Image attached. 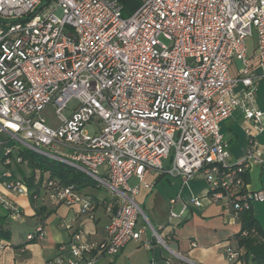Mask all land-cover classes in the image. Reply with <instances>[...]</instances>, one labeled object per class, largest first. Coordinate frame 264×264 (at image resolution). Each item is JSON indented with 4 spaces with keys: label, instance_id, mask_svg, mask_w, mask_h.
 Here are the masks:
<instances>
[{
    "label": "built area",
    "instance_id": "1",
    "mask_svg": "<svg viewBox=\"0 0 264 264\" xmlns=\"http://www.w3.org/2000/svg\"><path fill=\"white\" fill-rule=\"evenodd\" d=\"M254 33L259 73L251 69L246 44ZM233 58L242 65L235 75L229 72ZM260 79L264 0H143L128 17L117 0H0L3 164L20 163L19 151L29 150L82 172L110 193L104 201L109 216L104 240L87 243L81 232H73L60 245L83 264H96L140 240L136 221L147 220L136 196L148 169L183 182L201 173L208 199L227 201L235 218L252 202L264 201V192L247 190L240 177L251 165L264 164V151L250 141L243 158L231 161L220 131L235 107L247 120L261 122L264 111L254 101ZM47 105L56 113L55 126L40 115ZM90 122L97 126L91 136L85 131ZM131 178L137 184L131 185ZM5 192L29 193L8 168L0 174V207L22 219ZM41 197L79 202L93 217L91 199L72 185L47 181ZM175 201H169L172 225L190 206L201 205L199 197H190L177 213ZM148 227L167 247L158 230ZM26 237L42 241V226ZM142 245L148 248L150 242ZM4 246L0 240V249ZM226 256L232 261L239 252L228 249ZM73 263L58 257L48 264Z\"/></svg>",
    "mask_w": 264,
    "mask_h": 264
},
{
    "label": "crops",
    "instance_id": "2",
    "mask_svg": "<svg viewBox=\"0 0 264 264\" xmlns=\"http://www.w3.org/2000/svg\"><path fill=\"white\" fill-rule=\"evenodd\" d=\"M250 62L251 69L259 73L258 61L253 53ZM230 68V74L235 75L238 68L233 74ZM241 88L242 84L239 83L234 91L238 92ZM260 104L255 101L256 108L264 111V100ZM262 127L264 118L261 122L247 120L240 107L233 109L231 115L220 124L231 161L243 158L250 141H254L264 151V130H259ZM258 137H262V140L259 141ZM132 179L135 180L133 185L137 184V180ZM138 187L136 201L147 222L158 230L167 247L153 239L149 227L143 222L138 223L137 219L135 226L142 229L140 240L127 242L117 254L102 256L96 264H244L241 251L233 238L240 229L239 220L234 217L232 206L227 201L211 202L208 199L207 186L201 174L194 173L183 182L180 177L148 169L144 172L143 183L138 184ZM99 189L88 187L79 191L81 196L89 197L92 201V218L82 212L79 202L67 205L41 197L51 213L41 222L42 241L36 242L28 241L26 237L40 225L29 198L5 192V196L22 212V219L16 221L24 231L12 229L6 223L7 218L0 220V226L10 232L9 239L0 238L5 243L4 248L0 249V264H48L58 257L64 261L72 260L73 264H83L68 250H61L60 245L68 242L73 232H81L87 243L97 244L104 240L109 216L104 208L107 198L99 195ZM246 189L264 192V164L249 167ZM194 196L201 199V205L190 206L177 224L168 223L170 199H176L172 209L178 213L182 203ZM263 204L264 201L252 202L251 209L257 225L264 231ZM142 242H150V246L145 248ZM228 249L237 250L238 258L228 260Z\"/></svg>",
    "mask_w": 264,
    "mask_h": 264
},
{
    "label": "trees",
    "instance_id": "3",
    "mask_svg": "<svg viewBox=\"0 0 264 264\" xmlns=\"http://www.w3.org/2000/svg\"><path fill=\"white\" fill-rule=\"evenodd\" d=\"M117 1L121 5V15L123 17H128L140 6L143 0ZM18 154L22 157L20 163L14 160L10 165L5 166L3 164V157L0 158V161L5 169H10L12 175L18 177L27 186L29 192L28 198L34 210V216L38 217V223H40V225L51 213V209H48L45 202L40 198L47 181H54L60 186L72 185L78 192L88 187L99 188L97 184L85 174L62 162L45 158L25 149H21ZM23 165L28 169L27 174L22 171ZM12 168L18 171L19 176H16ZM240 177L244 184L247 185L248 170L242 171ZM34 196H36V198ZM2 209L3 208L0 207V220L10 215L8 211ZM237 219L240 223V229L233 235V238L237 248L241 251L244 264H264V231L257 225L251 207L249 209L240 210ZM9 236L10 232L0 226V238L9 239ZM27 240L36 242L34 237Z\"/></svg>",
    "mask_w": 264,
    "mask_h": 264
},
{
    "label": "rangeland",
    "instance_id": "4",
    "mask_svg": "<svg viewBox=\"0 0 264 264\" xmlns=\"http://www.w3.org/2000/svg\"><path fill=\"white\" fill-rule=\"evenodd\" d=\"M162 41L165 42V43H168L166 40H163V39H162ZM246 44H247V49H248V55H251V54L253 53V50H254V48H255V44H256V36H255V33H254L251 37H248V38L246 39ZM241 67H242L241 62H240L238 59L233 58V59H232V66H231V68H230L231 73L233 74L237 68L240 69ZM254 99H255V101H256L258 104H260V102H261L262 100H264V79H260V80L258 81V86L256 87V90L254 91ZM74 103H75V100L72 99V100L69 101L68 105H73ZM260 105H261V104H260ZM261 106H262V105H261ZM261 111H263V110H261ZM64 113H66V111H64ZM40 115H41L43 118H45V120H46L51 126H55V124H56V113H55L54 108H53L52 105H47V106L42 110V112L40 113ZM96 128H97V126H96L95 122H90V123L86 124V126H85V131L87 132L88 135L91 136V135L94 133V130H95ZM258 140L261 141V140H262V137H258ZM1 157H2V150H1V148H0V158H1ZM4 169H5V167L3 166V164H2L1 161H0V174H1V172H3ZM12 169H13V168H12ZM13 171L15 172L16 176H19V173H18L17 170L13 169ZM22 171H23V173H25V174L28 173V169H27V167H26L25 165H23V167H22ZM199 174H201V173H199ZM201 175H202V174H201ZM202 177L204 178L203 175H202ZM134 181H135V180L131 178V179L129 180V183L132 185ZM204 181H205V178H204ZM205 185L207 186L206 181H205ZM98 193H99L100 196H104V197H106L107 199L110 197V193H109V191H107V190L104 189V188H100V189L98 190ZM263 208H264V204H263ZM2 210H3V209H2ZM141 222H143L144 224H146V225L148 226V223H147L143 218L140 217V218L138 219V223H141ZM6 223H7L10 227H12V229H14V230H16V231H18V232H19V231H21V232L24 231L22 225H19V224H18V221H16V220L10 218V216L7 217ZM169 246L172 247L171 245H169Z\"/></svg>",
    "mask_w": 264,
    "mask_h": 264
}]
</instances>
